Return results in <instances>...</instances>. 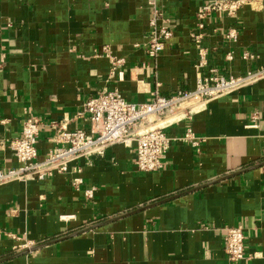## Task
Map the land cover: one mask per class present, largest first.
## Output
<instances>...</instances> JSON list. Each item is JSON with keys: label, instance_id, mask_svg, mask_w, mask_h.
Returning a JSON list of instances; mask_svg holds the SVG:
<instances>
[{"label": "crops", "instance_id": "1", "mask_svg": "<svg viewBox=\"0 0 264 264\" xmlns=\"http://www.w3.org/2000/svg\"><path fill=\"white\" fill-rule=\"evenodd\" d=\"M211 1L157 0L174 35L152 59L147 0H0V139L19 137L34 115L43 123V160L55 146L54 124L87 129L77 113L103 89L135 103L151 101L155 91H194L200 57L193 33L209 52L203 75L264 67V0L236 17L214 13L200 30L197 12ZM230 29L236 41L222 36ZM105 45L126 60L123 80L110 78V61L95 56ZM244 51L256 57L244 60ZM169 113L152 125L173 138L193 128L207 138L200 153L175 140L163 169L139 172L135 150L115 144L72 163L81 169L79 189L73 173L0 186V264H227L224 229L237 225L247 256L264 253V79L199 104L191 119L186 105ZM17 166L0 147V168ZM26 241L40 247L15 249ZM235 264H264V256Z\"/></svg>", "mask_w": 264, "mask_h": 264}, {"label": "built area", "instance_id": "2", "mask_svg": "<svg viewBox=\"0 0 264 264\" xmlns=\"http://www.w3.org/2000/svg\"><path fill=\"white\" fill-rule=\"evenodd\" d=\"M260 0H213L201 6L197 12L198 27L205 29L208 19L214 14L236 17L239 11L247 5ZM150 9L149 31L147 33V54L150 58H157L166 48V43L172 39L174 30L172 23L164 16L157 0H147ZM228 41L238 39V31L230 29L221 32ZM198 55L197 83L194 91H179L172 97H165L158 91L152 93L149 102L135 103L128 101L118 89H103L95 96L84 101L77 113L88 123V128H68L70 120L55 123V146L49 150L43 160L39 159L38 140L43 125L40 118L32 115L23 124L19 137L9 141L0 139V147H7L12 151L19 163L17 167L0 168V186L17 181L44 180L57 174L73 173L72 186L79 189L83 183L78 166L72 163L85 157L103 156L106 149L115 144H123L135 150V169L139 172H156L165 166V158L175 140L189 143L197 153L201 152L202 144L207 138L199 136L193 128H187L185 134L179 138L169 136L164 127L152 125L157 118L169 112L188 108V118L191 119L194 107L207 103L219 97L235 93L245 87L254 85L264 79V67L254 71L249 70L244 75H223L217 68H211L203 75L201 68L208 64V50L200 44L203 36L195 33ZM1 39V34H0ZM95 56L107 58L111 64L110 78H124L126 60L118 58L111 47L105 45L96 50ZM244 60H253L256 55L244 51ZM228 60L233 59V53L227 54ZM146 66L145 64L143 67ZM151 116L155 118L150 119ZM258 115L253 116V125ZM95 188L85 191V196L92 199ZM226 263L235 264L245 258L264 256V253L254 252L247 256L246 235L242 225L225 227ZM16 238V237H15ZM33 241H26L23 245L15 246L16 250L29 249L35 246Z\"/></svg>", "mask_w": 264, "mask_h": 264}, {"label": "water", "instance_id": "3", "mask_svg": "<svg viewBox=\"0 0 264 264\" xmlns=\"http://www.w3.org/2000/svg\"><path fill=\"white\" fill-rule=\"evenodd\" d=\"M83 231H85V230H83ZM40 246H35V247H33V248H30V249H28V250H25L22 254H24V253H27V252H30V251H33V250H35V249H37V248H39Z\"/></svg>", "mask_w": 264, "mask_h": 264}, {"label": "bare ground", "instance_id": "4", "mask_svg": "<svg viewBox=\"0 0 264 264\" xmlns=\"http://www.w3.org/2000/svg\"><path fill=\"white\" fill-rule=\"evenodd\" d=\"M184 106H185V105H184ZM172 113H173V112H172ZM169 114H170V113H169ZM176 115H177V114H176ZM153 117H154V116H151L150 119L153 120V119L155 118V117H154V118H153Z\"/></svg>", "mask_w": 264, "mask_h": 264}, {"label": "rangeland", "instance_id": "5", "mask_svg": "<svg viewBox=\"0 0 264 264\" xmlns=\"http://www.w3.org/2000/svg\"><path fill=\"white\" fill-rule=\"evenodd\" d=\"M154 118V117H153Z\"/></svg>", "mask_w": 264, "mask_h": 264}]
</instances>
